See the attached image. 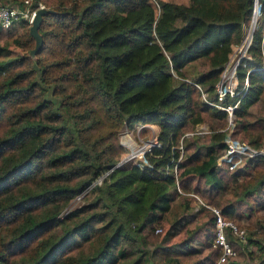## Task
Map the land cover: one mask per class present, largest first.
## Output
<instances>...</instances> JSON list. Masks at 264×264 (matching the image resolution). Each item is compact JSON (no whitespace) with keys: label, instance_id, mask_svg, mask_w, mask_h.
Masks as SVG:
<instances>
[{"label":"trees","instance_id":"16d2710c","mask_svg":"<svg viewBox=\"0 0 264 264\" xmlns=\"http://www.w3.org/2000/svg\"><path fill=\"white\" fill-rule=\"evenodd\" d=\"M41 1L56 12L43 17L37 62L0 45V129L8 127L0 135V264H188L199 248L163 243L191 219H178L157 243L152 237L188 193L180 189H189L191 176L202 178L209 200L239 176L246 200L262 198L256 194L264 191V153L231 170L220 161L229 131H213L205 142L185 134L210 116L227 119L219 105L238 103L234 123L243 129L232 131V140L264 149V115L257 111L264 106V0H32L31 6ZM15 3L25 0H0ZM255 16L238 83L226 89L223 72ZM21 35L16 44L35 42L29 29ZM147 123L158 125L157 142L116 166L127 149L123 127ZM90 188L92 198L60 214ZM222 206L226 218L237 213L235 203ZM259 225L263 230L247 232V239L261 251L250 252L253 260L264 264ZM227 236L246 248L247 241L229 230ZM214 249L213 260L190 264H213L220 254ZM236 257L225 264H250Z\"/></svg>","mask_w":264,"mask_h":264},{"label":"rangeland","instance_id":"374dc122","mask_svg":"<svg viewBox=\"0 0 264 264\" xmlns=\"http://www.w3.org/2000/svg\"><path fill=\"white\" fill-rule=\"evenodd\" d=\"M155 3L156 1L153 0ZM178 2H187L188 0H175ZM43 1H41L42 3ZM44 3V2H43ZM46 5V4H45ZM259 10L257 11V13ZM29 24H24L20 25V23L14 22L11 25V28L9 29H3L0 27V45L2 46H7L9 49V54L10 56H20L23 54H28L34 64L37 62V54L35 56L31 55V50L35 47L36 45V40L32 44H26L24 46L18 45L15 43V40L20 37V35L24 31L28 30L30 31V25L31 21H28ZM256 22V16L252 19L251 25L247 29V35H250L253 32V27L255 26ZM251 27V28H250ZM250 29V30H249ZM41 33V32H40ZM22 34V35H23ZM42 34V33H41ZM21 35V36H22ZM43 36V35H42ZM248 38L246 40V43L242 45H237L234 48V51L231 54V59L229 63L226 66V69L223 72V81L220 84L223 85L224 83L227 84V86L230 88H233L236 86L237 82V77L235 75V66L239 61H241L242 57L247 55L246 52V47L248 45ZM3 58V57H0ZM264 115V106L261 105L259 108H257V111H259ZM254 113V112H253ZM235 116H233L232 120L229 121V119H217L214 117H208L205 119L203 123H201L199 126L201 127L204 126L205 130L208 132L201 134V135H195V136H190L189 138H200V142H205L209 140L210 134L213 131H220L221 129H226L229 131L228 137L232 139L230 136V133L233 131V133H236L239 135L241 130L243 129L242 125L237 124L235 121L234 123ZM254 119V114H251L248 120H253ZM252 128V126H251ZM193 131L196 129L194 127H188L186 131L192 130ZM202 129V128H200ZM8 130V127H2L0 129V135H3L6 131ZM158 126L156 124H150V125H143V124H138L135 127L128 128L127 126L123 127L121 130V136L120 140L124 145L129 146L130 149H126V152H124L121 157L120 161H124L121 166L130 164L131 162L135 161V158L139 159V155L142 151H138L135 153V150L139 148V146L146 144L149 141H153L156 139ZM135 157H132L135 155ZM245 160V156H234L232 159H230V169H234L237 167L239 164L240 166L242 164H245L243 161ZM242 162V163H241ZM262 162L260 165L264 166V158L260 161ZM234 165L231 167V165ZM230 174V173H229ZM233 176V172L231 173ZM236 177V176H235ZM230 177L228 176L227 179ZM244 178L239 176V181L238 182H232L229 187L227 188L226 191H223L221 193L214 194L215 196L213 197L212 200L208 199V195L205 193V191L202 190L204 182L200 176H191L190 183L188 186V190L184 191L182 189V193H186V195H180L176 201H174L173 209L172 211L167 214L164 219L158 223L155 227L154 231V236L152 237V242L157 243L160 240L163 239V237L168 233L169 229L171 228V225L176 222L178 219H182L185 221V218L191 219L188 225L184 228H182L178 233L175 235H172L169 237L167 241H164L163 244H174V243H188L185 245H188V247H194V248H199L200 252L197 254H192L188 257L187 263L190 264L194 262L197 259H200L205 256H210L211 259L215 258V252H214V233H215V225L214 222L211 221V218L213 216V210L211 208L206 207L205 209H202L196 199V197L192 194H198L204 202L209 204L210 206H215L219 209H223L222 204H229V203H235L237 206V213L235 214H230L229 218L234 220L237 224H239L241 227L245 228L248 232V237L252 236V232L254 231H259L263 230L260 228V222L264 224V209L261 207L262 204H264V191H260L261 193H257L256 196L257 198H262L257 200L254 198V201L252 199L246 200L247 195H245V191L242 190L239 185L241 182H243ZM101 181L98 179V184H100ZM89 190H84L80 194H77L75 197H73L67 206L64 208V210L60 214H66L73 208L79 207L83 204H85L90 198H92L93 193ZM251 196H249L250 198ZM253 198V197H252ZM261 200V201H260ZM252 202H255V210H251V207L249 204ZM187 204L189 206L187 207ZM198 210V211H197ZM200 211V212H199ZM194 216V219L192 220ZM184 223V222H183ZM210 234L211 241L208 243V235ZM264 238V232L259 233L256 235V238ZM262 238V239H263ZM247 246L244 249L243 244H235V247L238 251V255L236 257V261L239 263H250V264H257V260H253L251 257L253 253V257H258L261 255V251L258 248L256 244L253 242H249L248 239H246ZM242 242V241H241ZM152 245V244H151ZM150 245V246H151Z\"/></svg>","mask_w":264,"mask_h":264},{"label":"built area","instance_id":"2783aa9c","mask_svg":"<svg viewBox=\"0 0 264 264\" xmlns=\"http://www.w3.org/2000/svg\"><path fill=\"white\" fill-rule=\"evenodd\" d=\"M24 4L25 5L17 4V3L0 4V24L3 27H9L13 24L15 20L19 19L20 17H25L29 21H31L36 11L39 8L45 6L43 3L39 2V4L36 7H32L31 6L32 0H25ZM248 37L249 38H248L247 43L249 45L251 41V37H252L251 34L248 35ZM247 47H246V50H247ZM237 65L235 66L236 68H237ZM236 68H235V72H236ZM197 86L201 87L199 84H197ZM226 89H232V88L231 87L229 88L226 84ZM220 91H222V89H220ZM203 96L205 99H207L206 93H204ZM219 106L227 110L228 119L229 121H231L234 116L235 108L238 106V103L229 104L227 106H222V105H219ZM199 125L195 127L196 129L194 131L192 130V131L186 132L185 136L190 137L194 135H201V134L208 132L207 130H205L204 126L201 125L200 127ZM229 140H230V148L228 152L221 157L222 159L220 161L225 160L228 163H230L231 162L230 159H232L234 156H245V160L243 161L245 163L247 162L249 157H253L258 154L264 153V149H256L247 142L234 141L230 138ZM156 142H157V138L153 141H149L146 144L139 146V148L135 150V153L141 150L142 152L137 155L142 157L144 153L147 150H150L151 146L154 145ZM135 156L136 154L133 155L132 157H135ZM233 166L234 165L232 164L231 167ZM99 181H102V177L99 178ZM180 191L182 190L180 189ZM192 194L196 197L200 205H204L208 208H211L216 215V221H215L216 230H215V238H214L213 245L220 251V254L213 261V264H225L230 259L238 255V251L235 247V244L227 236V230H229L233 234V236L237 237L238 239L242 241H246L247 231L245 228L237 224L234 220L227 219L225 215L222 213L221 209L215 206H210L209 204L204 202L203 199L198 194H195V193H192Z\"/></svg>","mask_w":264,"mask_h":264},{"label":"water","instance_id":"95a60500","mask_svg":"<svg viewBox=\"0 0 264 264\" xmlns=\"http://www.w3.org/2000/svg\"><path fill=\"white\" fill-rule=\"evenodd\" d=\"M259 10V5H258V1L256 2V7H255V13ZM56 12L54 9L52 8H48V7H41L39 8L35 15L33 16L32 20H31V25H30V33L31 35L35 38L36 40V45L35 47L31 50V55L35 56L36 53L41 49L42 45H43V36L40 33V26L41 23L43 21V17L45 14L48 13H54ZM252 36V33H251ZM124 162V161H123ZM122 161H119L116 166H121V164L123 163Z\"/></svg>","mask_w":264,"mask_h":264},{"label":"crops","instance_id":"0c3cea01","mask_svg":"<svg viewBox=\"0 0 264 264\" xmlns=\"http://www.w3.org/2000/svg\"><path fill=\"white\" fill-rule=\"evenodd\" d=\"M150 124H153V123H147V124H143V125H150ZM157 125V124H156ZM158 126V125H157ZM159 128V127H158ZM158 131V130H157ZM124 144V143H123ZM126 148L127 149H130V147L129 146H127V144H126Z\"/></svg>","mask_w":264,"mask_h":264},{"label":"bare ground","instance_id":"6f19581e","mask_svg":"<svg viewBox=\"0 0 264 264\" xmlns=\"http://www.w3.org/2000/svg\"><path fill=\"white\" fill-rule=\"evenodd\" d=\"M257 13V12H256ZM256 13H255V15H256Z\"/></svg>","mask_w":264,"mask_h":264}]
</instances>
